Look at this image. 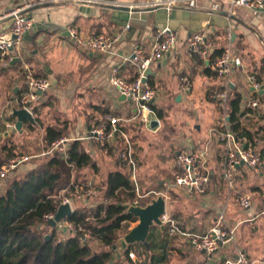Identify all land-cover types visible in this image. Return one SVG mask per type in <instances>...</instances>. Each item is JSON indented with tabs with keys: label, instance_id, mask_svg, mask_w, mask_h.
<instances>
[{
	"label": "crops",
	"instance_id": "crops-1",
	"mask_svg": "<svg viewBox=\"0 0 264 264\" xmlns=\"http://www.w3.org/2000/svg\"><path fill=\"white\" fill-rule=\"evenodd\" d=\"M101 1L109 3L110 5L104 3L68 5L57 4L54 0H0V15L18 7L29 6L30 8L27 10V14L33 18L34 25H37V30L32 33V29L25 38V45L23 47L24 52L21 57H14V60L9 65H5L1 60L0 54V136L4 140L12 135V133H9V130L16 124V119L13 117L14 110H12L9 115L5 114V111L9 107L12 108V106L20 109L16 103V99L27 89L26 76L23 75V70L25 68H29V71L37 77L49 76L48 78L53 82V86L49 92L52 91L50 94H53L54 100L60 102L61 110L65 111V115L71 108L73 101L79 99L82 101L86 99L85 102L88 103L90 109L96 111V114L101 118V122L108 115L119 117L124 120L122 121V125L131 136L128 124L142 126V130L146 128L147 131L160 130L159 121L164 119V112L160 106H158V102L161 99V95L159 97V94L164 92L171 94L172 89H175L178 94L181 93L184 95L180 90L183 77H189L193 83V88L188 94L195 93L199 95L200 98L203 97L206 102H213L211 94L216 90L225 88L224 80L219 79L215 73L204 65L196 56L189 54L187 46L194 34L207 28L212 32V39H218L217 43L220 47H227L230 45L234 54L233 47L240 42L242 36H247L250 44H252L255 49H264V14H255L247 9L238 8L236 9L235 16H229L227 13L229 6L225 3V0H216L223 3L222 11L217 12L209 10L208 7H210L211 1L202 2L200 9L197 10L177 7L170 11L163 8L156 11L141 9L130 11L129 6L138 5L142 3L143 0ZM111 3L116 5H111ZM130 21H132V27L128 32H125L124 28ZM9 27L10 23L1 24L0 33H5L6 29ZM166 27L177 32L179 40L176 48L164 60L154 62L148 72L150 83L158 90V97L153 103V108L156 111V119L159 125L153 128V126L147 127L133 120L136 114L134 105L127 99H123V97L111 87L109 80L112 69L121 64L123 65V72L126 75L134 76L136 73L135 67L129 63H125L124 59L129 57L137 47H141L149 52L156 32ZM62 28H76L87 36L121 34L122 39L113 53H92L85 49L80 50L79 55L82 63L81 65H77L79 71H72L70 75L66 72L65 75L63 73H56V76H54L52 71L49 72L53 67L52 59L57 51L53 48H58L57 44L61 46L64 39H69L74 43L72 39L61 30ZM228 30L232 33L231 43L226 42V32ZM44 46L47 47L45 48ZM30 52L31 56L29 55ZM82 64L84 67H82ZM60 66L66 68L62 65ZM244 66L247 68L248 73L256 75L258 79L260 77L261 80L259 79V81L264 86L262 79V74L264 73V57L254 66L256 74L251 71L247 65L244 64ZM234 80L237 82L238 86L231 91V94L239 93L242 96L241 126L253 132L259 130L260 133L258 137H262L264 134V125H261L259 121L264 119V93L260 94V107L254 111L249 110L250 115H243L247 108V100L251 97V90L246 79V73H239L238 71L234 76ZM7 94H9V96L12 95L10 101L8 100ZM47 94L42 97L41 102L46 99L48 96ZM206 95L209 97V100H206ZM179 100L183 101L181 95ZM229 105L227 110L219 108L218 112H213V118L210 123L211 138L209 137V139H207L200 134L203 125L199 121L196 123V133H193L189 142L185 141L180 143V145L174 146L176 149L174 179L177 173L176 157L180 150L186 147L201 148L206 145L209 146L210 168L214 178V184L210 194L208 197H189L181 191H172L170 199L166 201V212L173 216L178 226L183 231L195 235L208 233L214 227L219 215L224 214L226 227L228 229H236L234 242L229 244L230 246L227 245L221 248L215 255L208 256L205 253L197 252L190 244L188 238L178 236L170 237L165 227L164 231H162L160 227H155L152 231L156 234L157 247L154 252L149 253L150 256L160 255L162 253L165 255L167 251L171 250L175 255L181 257L183 264H225L227 261L237 260L239 253L244 252L252 261L264 264V247L259 246L256 239L249 237L247 240L239 242L237 238L239 224L247 220L238 222L239 216L235 211L238 204L226 187L223 176L225 147L221 139V133L225 131L226 126L231 129L229 123L230 117L228 113H226L229 112ZM108 110L111 111V113L103 115V112ZM113 112L117 113V115L112 114ZM158 112L162 113L163 118H159ZM92 123L93 117L91 116L87 119V123L85 124L88 125ZM30 125L33 124L26 121L23 128H30ZM91 131L92 129L89 128L86 137ZM86 137L76 139L75 141H83L86 144L91 162L85 168L73 170L71 183L73 181H91L98 191V187L104 184L111 173L116 171L130 172L119 160L118 150L120 145L102 147L97 143L86 140ZM64 138L68 139L67 137ZM73 141L71 140L60 148L65 152ZM262 145L264 146V141L260 139L257 140L256 150L258 152H264ZM51 150L53 151L52 147ZM46 154V151H44L38 154V156L40 157ZM111 154L117 155V157L114 158L115 166L111 163L113 161V156ZM135 158L138 164V183L141 188V167L137 156L136 145ZM263 160H261L262 163ZM36 167V164L24 165L19 171H16V174L30 172ZM263 172L264 163L259 174L247 171L242 177L239 176L237 178V191L246 193L244 195H250L253 198L254 203L252 208L245 210V212L254 220L261 214H264V209L257 206L256 198L259 195L264 197V184L260 183V181L264 179ZM250 173L253 175L249 176ZM10 176L8 178H10ZM97 191L92 199L85 202H76L73 205V210H75L78 205L87 208L95 207L98 202H100V200H97L99 196ZM248 192L250 194H248ZM173 195L183 196L182 198L186 201H184V204L183 202L180 203L179 200L174 201ZM151 199L153 198L149 197L146 201L150 203ZM259 209L262 210L261 213ZM251 218L248 220H252ZM129 225H131V227H129ZM137 225L138 221L135 223H127L129 228L127 232L129 233L130 230ZM157 235L162 236V238L158 239ZM118 236L121 238L119 234ZM164 246L165 250H162L161 248ZM136 248H144L145 252L149 249L148 246L137 244L132 246L129 251L134 252L137 250ZM128 252L121 259L114 255V251L110 256H115L117 260H122L123 263H126V260L130 264L136 263L137 258L136 260H131L128 256ZM194 256L197 257L196 260H198L196 263L193 259ZM165 261L166 257L161 264ZM114 264H116V261Z\"/></svg>",
	"mask_w": 264,
	"mask_h": 264
},
{
	"label": "built area",
	"instance_id": "built-area-1",
	"mask_svg": "<svg viewBox=\"0 0 264 264\" xmlns=\"http://www.w3.org/2000/svg\"><path fill=\"white\" fill-rule=\"evenodd\" d=\"M204 1H211L210 7H208L210 11H222L223 3L216 0H146L138 5H131L129 8L130 11L135 9L156 11L162 8L170 11L177 7L197 10L200 9L201 3ZM54 2L68 5L81 3L109 4L101 0H54ZM225 3L229 6L227 11L229 16H235L238 8L247 9L255 14H264V0H225ZM111 5L116 4L111 3ZM29 8V6L18 7L0 15V25L10 23V27L6 29V32L0 33V54L1 60L5 65H9L14 60V57H21L24 52L25 38L34 27L33 18L27 14ZM131 24L132 21L126 24L125 32L131 29ZM67 31L78 47L92 53H113L122 39L121 34L87 36L76 28H69ZM211 36L212 32L209 29H203L191 37L187 46L189 54L196 56L219 79L225 82V88L214 91L211 94V99L220 109L227 110L231 100V91L238 86L234 76L241 70L246 73V79L251 90V97L247 100V108L243 115H250V111L257 110L260 107V94L264 93V86L256 75L248 73L242 59L233 53L230 45L220 47L217 43L218 39H212ZM178 40V33L171 28L160 29L153 38L149 52L137 47L129 57L124 59L125 63L135 67L136 73L134 76L126 75L123 72L122 64L114 67L111 71L109 80L111 87L121 97H124L134 105L136 114L133 120L147 127H151L153 122L157 121L153 103L158 97V90L150 83L148 72L154 62L164 60L176 48ZM231 40L232 33L228 30L226 32V42L231 43ZM52 86L53 82L50 78L37 77L29 71L27 89L19 95L16 103L20 109H25L34 116V105L42 100V97L50 91ZM192 88L191 79L183 77L180 86L181 92L188 94ZM122 121L124 120L116 116H106L100 124L92 129L86 140L97 143L102 147L120 145L118 150L119 160L131 172L134 191L138 199H148L150 194H154L155 197L150 200L151 202L159 196L164 197L165 201H167L170 199L172 191H181L189 197H208L213 188L214 178L210 168V148L207 145L201 148L186 147L179 151L176 157L177 173L173 183L168 186L166 192L150 193L148 195L141 193L138 183L135 143L124 129ZM221 139L225 147L223 164L225 185L234 196L237 204L243 210H249L253 206V198L237 191V178L239 176L242 177L247 171L259 174L263 168V163L253 143L247 138L238 137L228 126L221 133ZM70 141V139L66 138L56 141L52 145V149H58ZM38 157V155L16 156L2 165L0 167V194L4 192L3 183L12 173L16 172L25 163ZM96 191V186L91 181H73L70 187L64 190L58 198L61 199L60 205L70 204L73 209V205L76 202H85L92 199ZM134 205L140 204L135 202ZM57 211L44 216V225H49V222L55 219ZM161 220L170 237L188 238L190 244L197 252L205 253L208 256L215 255L221 248L231 244L235 239L236 229H228L226 227L224 214H220L214 227L203 235L186 233L178 226L173 216L167 212L161 217ZM56 229L64 238L71 235H79L82 243L94 240V237L86 229L70 222L68 219L58 222ZM128 256L131 260H136L137 258L132 251L128 252ZM225 264H259V262L252 261L244 252H240L237 260L227 261Z\"/></svg>",
	"mask_w": 264,
	"mask_h": 264
},
{
	"label": "trees",
	"instance_id": "trees-1",
	"mask_svg": "<svg viewBox=\"0 0 264 264\" xmlns=\"http://www.w3.org/2000/svg\"><path fill=\"white\" fill-rule=\"evenodd\" d=\"M231 97L228 112L231 130L238 137L249 139L256 147L257 140L264 141V134L258 137L259 130L253 132L242 128V96L234 93ZM48 106L49 103L35 105L33 114L38 116L41 109ZM110 113L108 110L103 115ZM158 116L163 118L160 112ZM30 129H34V126L30 125ZM66 136L68 133L65 129L47 127L44 138L47 154L24 164L37 161V167L14 178L9 185V178L3 183L4 192L0 194V264H110L113 260V256H110L112 248L119 240L118 231L127 223L138 221L127 213L124 205L138 202L145 207L149 204L146 199H138L131 172L116 171L99 186L100 202L93 208L78 205L68 219L86 229L94 240L82 243L79 235L64 238L56 228L44 225V216L57 211L61 203L58 196L70 187L73 170L85 168L91 162L83 141L71 142L65 152L61 148L51 150L56 141ZM257 153L263 160L264 152ZM15 156V147L4 146L0 153V167ZM47 236L50 239H46ZM95 244H98L97 249L94 248ZM156 247V234L152 231L149 249L145 253L154 252ZM161 249L165 250V246ZM139 256L143 254L139 253ZM164 260V253L151 255L148 264H161ZM116 264L130 263L116 260Z\"/></svg>",
	"mask_w": 264,
	"mask_h": 264
},
{
	"label": "rangeland",
	"instance_id": "rangeland-1",
	"mask_svg": "<svg viewBox=\"0 0 264 264\" xmlns=\"http://www.w3.org/2000/svg\"><path fill=\"white\" fill-rule=\"evenodd\" d=\"M145 1L143 0V2ZM240 39V42L233 47L234 52L243 60L244 64L256 74L254 66L258 64L262 57H264V49H255L254 46L250 44L247 36H242ZM57 46L58 48H53L57 51L52 59L53 67L49 72L52 71L54 73L53 75L56 76V73H63L65 75L66 72L70 75L72 71H79L77 65H81L82 63L79 55V51L82 50V48L72 43L69 39H64L61 46H59V44H57ZM29 55L31 56V52ZM60 65L66 68H62ZM82 67H84L83 64ZM28 72L29 68L23 70V75L26 76V82ZM239 73L243 72L239 70ZM262 75L264 83V73ZM51 92L47 94L48 96L46 95L47 97L43 102L36 104L40 105L42 103H49V106L46 107V109H41V113L38 116H33L36 121V123L33 124L34 129L24 127L22 132L18 131L12 133V135L8 136L6 140L0 136V153L2 148L7 146L15 147L17 156L38 155L47 151V145L45 144L44 138L45 130L49 126H57L61 129H65L68 133V136L66 137L75 141L79 138H85L89 128L94 129V127L100 124L101 118L96 114V111L90 109L88 103L85 102L86 99H83L82 101L81 99L73 101L71 108L65 115V111L61 110L60 102L54 100V96H52L53 94H50ZM160 95V100L162 101L159 100L158 106H160L164 112V119L159 121L161 127L159 131L157 129L147 131L146 128L142 130V126L128 124V129L136 145L137 156L141 167L140 189L141 193L145 195L166 192L168 186L174 181V160L176 153L174 146L180 145V143L185 141L189 142L193 133H196L195 127L197 125L196 123L199 121L203 125L200 134L207 139H209V137L211 138L212 133L210 132V123L213 118L212 114L213 112L219 111V107L216 103L209 101L206 102L203 97L200 98V96L195 93L183 95L181 93L178 94L175 89H172L171 94L164 92L162 94L160 93L159 97ZM180 95L183 97V101L179 100ZM7 96L10 101L12 95L9 96V94H7ZM205 98L206 100H209L208 96ZM17 109L18 107H9L6 109L5 114L9 115L12 110ZM91 116L93 117V123L88 125L85 124L87 123V119ZM263 121L264 119L259 121L261 125H264ZM262 148L264 149V146ZM112 156L113 161L111 163L115 166L114 158H116L117 155L113 154ZM35 162L37 161H33L31 164H35ZM22 174L24 173L12 174L7 185H9L14 178L19 177ZM251 175L253 174L250 173L249 176ZM260 183L264 184V179H262ZM242 194L246 193L242 192ZM248 194L250 193L248 192ZM149 197L154 198L155 195L150 194ZM182 197L183 196L180 195H173V199H175L174 201L179 200L180 203L183 202L184 204V201L186 200ZM256 198L257 206L264 209V197L259 195ZM97 200H100L99 196ZM261 209H259L260 213L262 211ZM235 211L239 216L238 222L247 220L239 224L237 232L239 242L245 241L251 237L257 240L259 246L264 247V214H261L254 220L249 217L245 210L239 207V205ZM250 218L252 220H248ZM128 230L129 228L126 224L118 231V234L122 237L128 233ZM157 238L160 239L162 236L157 235ZM94 248L97 249L98 245L95 244ZM136 249L137 250L134 252L137 256V261L134 264H148L150 254H146L144 248ZM139 253H142L143 256L140 257ZM165 257L166 261L163 264H183L181 257L175 255L171 250L166 252ZM193 259L195 263L198 261L195 256ZM116 260L117 258L113 256V260L110 264H114Z\"/></svg>",
	"mask_w": 264,
	"mask_h": 264
},
{
	"label": "water",
	"instance_id": "water-1",
	"mask_svg": "<svg viewBox=\"0 0 264 264\" xmlns=\"http://www.w3.org/2000/svg\"><path fill=\"white\" fill-rule=\"evenodd\" d=\"M36 30L37 25H34L32 33ZM61 30L65 33V35L70 37L66 28H62ZM123 99L125 98L123 97ZM13 117L16 119V124L9 130V133H15L18 131L22 132L26 121H29L31 124L36 123L32 114L25 109L14 110ZM158 125V121H155L152 124L153 128ZM124 208L128 214L133 215L138 220V225L132 228L124 237L119 238L117 243L113 246L112 250L114 251V255L119 259L125 256L132 246L137 244L148 246V239L153 228L160 227L162 231H164L161 217L166 212V201L164 197L159 196L145 207L140 205L125 204ZM73 213L74 210L70 204L60 205L55 219L49 222V226L55 229L58 222L69 219ZM129 227H131V225H129ZM46 239H50V236H47Z\"/></svg>",
	"mask_w": 264,
	"mask_h": 264
}]
</instances>
